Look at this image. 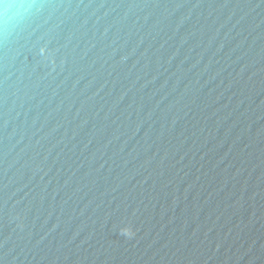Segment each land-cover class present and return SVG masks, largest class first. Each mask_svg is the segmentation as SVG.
I'll return each instance as SVG.
<instances>
[{"label":"water","instance_id":"obj_1","mask_svg":"<svg viewBox=\"0 0 264 264\" xmlns=\"http://www.w3.org/2000/svg\"><path fill=\"white\" fill-rule=\"evenodd\" d=\"M40 3L0 33V264H264V0Z\"/></svg>","mask_w":264,"mask_h":264},{"label":"clouds","instance_id":"obj_2","mask_svg":"<svg viewBox=\"0 0 264 264\" xmlns=\"http://www.w3.org/2000/svg\"><path fill=\"white\" fill-rule=\"evenodd\" d=\"M42 7L40 0H0V33L26 22ZM125 235H134L130 227L122 229Z\"/></svg>","mask_w":264,"mask_h":264}]
</instances>
